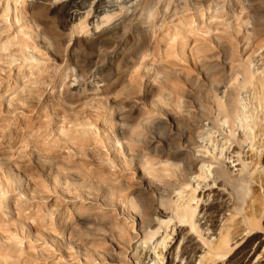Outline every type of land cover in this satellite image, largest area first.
I'll return each instance as SVG.
<instances>
[{
    "label": "bare ground",
    "instance_id": "1",
    "mask_svg": "<svg viewBox=\"0 0 264 264\" xmlns=\"http://www.w3.org/2000/svg\"><path fill=\"white\" fill-rule=\"evenodd\" d=\"M9 1L26 2L7 0L3 20L10 15ZM191 8L202 14L201 24L207 27L202 45L191 50L202 57L207 79L203 113L191 115L194 121L188 124L190 112L182 114L187 102L172 95L175 107L168 109L173 98L162 92L153 102L161 118L147 114L135 127L121 102L101 100L109 166L115 167L116 161L132 165L138 182L120 188L110 183L102 189L108 201L118 202L120 219L106 213L80 215L69 226L63 222L61 241L70 249L88 252L83 238L104 230L111 246L94 252L110 264H244L253 250L256 260L264 258V244L254 248L264 235V0H33L29 19L25 8L21 15L17 5L14 11L17 22L27 21L31 38H41V44L60 57L66 52L78 56L81 78L74 90L103 95L121 68L137 66L139 53L133 54L139 43L141 55L152 58L154 38L168 22H180L181 28L174 27L175 41L182 31L189 32L182 20ZM56 9L62 12L65 30L59 28V15H52ZM15 45L33 71L36 65L28 61L38 60L25 41L0 42V50L8 52ZM186 45L182 39V52ZM221 52L231 61V77L223 87L213 71L225 65L211 61ZM144 63L138 66L148 70L150 80L165 79L158 61ZM133 82L126 81L132 90ZM142 143L147 146L137 150ZM6 173L7 180L0 181L4 195L13 184L18 190L23 188L19 183L28 180L25 173ZM1 204L6 207L5 197Z\"/></svg>",
    "mask_w": 264,
    "mask_h": 264
},
{
    "label": "rangeland",
    "instance_id": "2",
    "mask_svg": "<svg viewBox=\"0 0 264 264\" xmlns=\"http://www.w3.org/2000/svg\"><path fill=\"white\" fill-rule=\"evenodd\" d=\"M32 1L17 4L9 1L10 15L3 20L1 15L7 0H0V42L14 41L15 38L25 41L32 47L28 51L33 52L38 60L28 61L36 65L30 71L27 62L17 52L18 45L8 52L0 50V160L3 163L0 181L7 180L6 172L9 171L25 173L27 178L24 179H28L19 183L23 186L22 190H17L16 184L6 195L0 190V202L2 197L6 201V207L0 205V258L3 259L0 264H110L106 257L102 262L104 257L100 258L94 252H103L111 246L104 230L86 235L84 238L87 240L83 238L88 252L75 248L77 246L70 249L61 241L59 232L63 222L69 226L80 215L103 216L112 213L120 219L118 202L108 201L102 189L110 183L120 188L138 182L139 173L132 165L116 161L115 167L109 166L110 154L105 140L106 112L101 100L113 102L116 99L121 102L124 112L131 114V123L136 127L149 114L161 118L162 115H157L160 110L153 102L162 92L170 97L175 94L177 97L178 94L176 99L182 97L187 102L188 108L182 114L185 116L190 112L187 119L190 124L194 119L191 115L203 113L207 86L202 57L197 58L191 50L202 45V36H206L202 32L207 27L201 24L202 14L191 8L186 19L182 20L185 25L182 27L189 32L182 31L184 34L175 41V31L181 28L180 22H168L163 33L154 38L153 43L157 46H153L156 49L152 58L141 55L144 53L141 43L135 47L136 54H133L135 57L139 53L137 61L140 65L144 63L142 60L145 63L151 59L158 61L159 67H163L161 71L167 73V79L150 80L145 76L148 70L139 67L136 61L137 66L121 68L124 74L119 71L118 80L110 90L105 91L106 94L101 95L98 90H74V85H78L81 78L78 56L70 52L63 57L58 56L53 48L41 44V38H31L26 34L31 32L25 27L27 21L20 19L17 22L15 6L21 9L18 11L20 15L22 8H25L29 19V2ZM61 13L56 9L52 15H59V28L65 30L66 22ZM182 39L187 41L184 52L181 51ZM217 56L211 61L219 60L225 67L214 69L213 74L222 81L220 86L223 87L231 77V61L229 58L226 60L222 52ZM12 59L16 61L11 64ZM158 77H163V74ZM126 81H135V90L128 88ZM100 89L103 87L100 86ZM172 98L170 103L174 106L172 104L168 109L175 107L176 99ZM162 118L165 119L164 116ZM187 128L185 126L183 129L186 130H182L187 132ZM145 146V143L137 144L136 149ZM165 180L169 181L170 178ZM263 244L264 235L254 248L258 249ZM254 253V250L249 253L244 264H249L251 260L253 264H264V258L260 256L256 260Z\"/></svg>",
    "mask_w": 264,
    "mask_h": 264
}]
</instances>
